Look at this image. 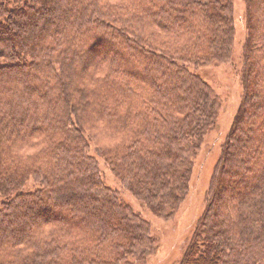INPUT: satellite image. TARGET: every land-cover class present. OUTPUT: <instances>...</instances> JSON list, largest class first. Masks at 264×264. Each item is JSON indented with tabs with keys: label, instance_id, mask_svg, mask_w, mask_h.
Masks as SVG:
<instances>
[{
	"label": "trees",
	"instance_id": "trees-1",
	"mask_svg": "<svg viewBox=\"0 0 264 264\" xmlns=\"http://www.w3.org/2000/svg\"><path fill=\"white\" fill-rule=\"evenodd\" d=\"M244 2L242 96L180 264H264V0ZM233 40L230 0H0V264H142L122 193L175 214L220 107L198 71Z\"/></svg>",
	"mask_w": 264,
	"mask_h": 264
},
{
	"label": "rangeland",
	"instance_id": "rangeland-1",
	"mask_svg": "<svg viewBox=\"0 0 264 264\" xmlns=\"http://www.w3.org/2000/svg\"><path fill=\"white\" fill-rule=\"evenodd\" d=\"M233 11L234 40L232 62L213 63L198 71L219 100L220 107L214 126L204 136L192 163L189 188L177 211L168 219L157 218L148 212L128 193L123 192L124 201L139 212L150 224V236L154 249L149 251L142 264H180V259L190 235L204 210L205 198L213 175L214 164L220 146L229 132L242 96L239 73L241 52L245 39V2L230 0ZM91 153H94L92 146ZM94 156V154H93ZM104 180L111 187L119 186L107 167L99 160ZM116 189H118L116 187ZM119 190V189H118Z\"/></svg>",
	"mask_w": 264,
	"mask_h": 264
}]
</instances>
